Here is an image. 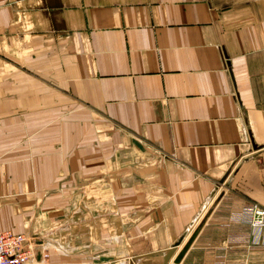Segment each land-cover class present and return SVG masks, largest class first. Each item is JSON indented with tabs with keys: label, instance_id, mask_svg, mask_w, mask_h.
I'll use <instances>...</instances> for the list:
<instances>
[{
	"label": "crops",
	"instance_id": "crops-1",
	"mask_svg": "<svg viewBox=\"0 0 264 264\" xmlns=\"http://www.w3.org/2000/svg\"><path fill=\"white\" fill-rule=\"evenodd\" d=\"M249 204L264 0H0V230L28 264H264Z\"/></svg>",
	"mask_w": 264,
	"mask_h": 264
},
{
	"label": "built area",
	"instance_id": "built-area-1",
	"mask_svg": "<svg viewBox=\"0 0 264 264\" xmlns=\"http://www.w3.org/2000/svg\"><path fill=\"white\" fill-rule=\"evenodd\" d=\"M229 221L232 224L247 226L252 231H262L264 229V208L257 204L245 205L241 210L232 213ZM250 236L251 234L242 239H233L229 248L242 240L249 244L253 243V239L249 241ZM34 255V249L29 245L26 235L0 230V264H28Z\"/></svg>",
	"mask_w": 264,
	"mask_h": 264
},
{
	"label": "water",
	"instance_id": "water-1",
	"mask_svg": "<svg viewBox=\"0 0 264 264\" xmlns=\"http://www.w3.org/2000/svg\"><path fill=\"white\" fill-rule=\"evenodd\" d=\"M189 247H190V245H187L184 249H183V251L180 253V255H179V257H178V259H177V263H179L180 261H181V259L184 257V255L186 254V252L188 251V249H189Z\"/></svg>",
	"mask_w": 264,
	"mask_h": 264
}]
</instances>
